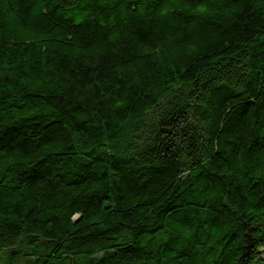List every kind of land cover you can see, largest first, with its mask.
Listing matches in <instances>:
<instances>
[{
	"label": "trees",
	"instance_id": "trees-1",
	"mask_svg": "<svg viewBox=\"0 0 264 264\" xmlns=\"http://www.w3.org/2000/svg\"><path fill=\"white\" fill-rule=\"evenodd\" d=\"M0 264H264V0H0Z\"/></svg>",
	"mask_w": 264,
	"mask_h": 264
},
{
	"label": "clouds",
	"instance_id": "clouds-1",
	"mask_svg": "<svg viewBox=\"0 0 264 264\" xmlns=\"http://www.w3.org/2000/svg\"><path fill=\"white\" fill-rule=\"evenodd\" d=\"M207 11H208L207 6H205V5L200 6V8H199V12H201V13H205V12H207Z\"/></svg>",
	"mask_w": 264,
	"mask_h": 264
}]
</instances>
